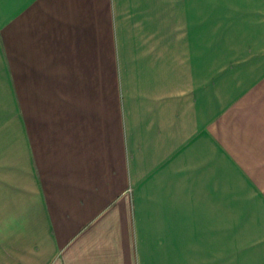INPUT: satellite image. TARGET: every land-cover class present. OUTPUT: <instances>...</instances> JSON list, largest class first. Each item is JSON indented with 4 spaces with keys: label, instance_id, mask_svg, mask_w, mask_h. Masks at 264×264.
Segmentation results:
<instances>
[{
    "label": "crops",
    "instance_id": "obj_1",
    "mask_svg": "<svg viewBox=\"0 0 264 264\" xmlns=\"http://www.w3.org/2000/svg\"><path fill=\"white\" fill-rule=\"evenodd\" d=\"M0 264H264V0H0Z\"/></svg>",
    "mask_w": 264,
    "mask_h": 264
}]
</instances>
